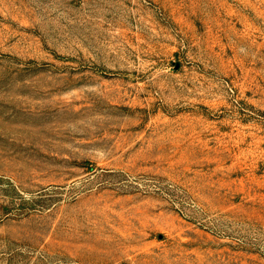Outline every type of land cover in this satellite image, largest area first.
<instances>
[{"label": "rangeland", "instance_id": "374dc122", "mask_svg": "<svg viewBox=\"0 0 264 264\" xmlns=\"http://www.w3.org/2000/svg\"><path fill=\"white\" fill-rule=\"evenodd\" d=\"M0 264H264V0H0Z\"/></svg>", "mask_w": 264, "mask_h": 264}]
</instances>
